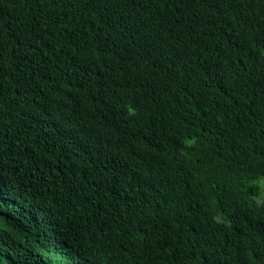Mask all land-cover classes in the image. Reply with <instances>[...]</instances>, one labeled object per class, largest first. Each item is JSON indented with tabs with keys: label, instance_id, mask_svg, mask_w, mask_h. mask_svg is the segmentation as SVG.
Returning <instances> with one entry per match:
<instances>
[{
	"label": "trees",
	"instance_id": "trees-1",
	"mask_svg": "<svg viewBox=\"0 0 264 264\" xmlns=\"http://www.w3.org/2000/svg\"><path fill=\"white\" fill-rule=\"evenodd\" d=\"M264 0H0V264H264Z\"/></svg>",
	"mask_w": 264,
	"mask_h": 264
},
{
	"label": "rangeland",
	"instance_id": "rangeland-1",
	"mask_svg": "<svg viewBox=\"0 0 264 264\" xmlns=\"http://www.w3.org/2000/svg\"><path fill=\"white\" fill-rule=\"evenodd\" d=\"M263 183H264V181H263Z\"/></svg>",
	"mask_w": 264,
	"mask_h": 264
}]
</instances>
